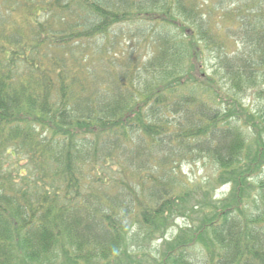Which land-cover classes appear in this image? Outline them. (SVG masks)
<instances>
[{"label":"trees","instance_id":"obj_1","mask_svg":"<svg viewBox=\"0 0 264 264\" xmlns=\"http://www.w3.org/2000/svg\"><path fill=\"white\" fill-rule=\"evenodd\" d=\"M220 1L0 0V264H264V0ZM130 22L151 57L78 75Z\"/></svg>","mask_w":264,"mask_h":264},{"label":"rangeland","instance_id":"obj_2","mask_svg":"<svg viewBox=\"0 0 264 264\" xmlns=\"http://www.w3.org/2000/svg\"><path fill=\"white\" fill-rule=\"evenodd\" d=\"M200 4L204 5H214L215 7H218L219 10L217 15L221 14V7H224L226 2L222 3L220 0H198ZM214 17V16H213ZM114 33L110 34V39L106 41L105 43H102L101 41H93L94 39H90L89 41H85L84 48L88 46V52L86 53L87 56H90L87 58L89 60V66H83V69H80L78 67L77 74L80 75L81 71L86 69H92L91 67H94L97 69L98 72H100V76H107V71L109 70L106 66V63H113L114 69L116 70V73L120 70L124 73L123 70H125L124 64L125 62H128L131 58L133 63L141 64V61L146 62L151 57V51L150 48H153V42H152V36L149 32V30H146L145 26L141 25V23L137 22H130V23H124L114 28ZM222 32V31H220ZM222 35H220V38ZM154 38V37H153ZM224 39V37H223ZM225 40V39H224ZM105 49V51L108 53L107 56H101V49ZM227 49L234 50V45L232 40L227 41ZM199 61L204 69L207 70L208 74L215 73L214 69V60L213 56L206 50L205 55H203L202 59L199 58ZM120 67V68H119ZM112 71V70H110ZM109 71V72H110ZM216 79L219 82V86L224 87V89H227V86H225L224 81L220 80V75H216ZM250 95V96H249ZM248 106H252L253 108L257 109V107L264 105V99L258 98L256 95H247V99L244 101ZM113 168H119L118 165H114ZM183 175L188 177L191 182L196 183L199 187L204 188V190L208 191V195H210L213 192V187L209 185L207 187L206 182L213 181V179L216 176V168L214 165L207 163L206 165H201L198 163L195 164H188L184 166L183 168ZM110 178H117L119 175L115 172L109 173ZM208 184V182H207ZM217 184H215L216 186ZM214 186V187H215ZM228 192V187L221 186L217 188L214 191L213 194V200H220L225 197V195ZM109 193H115V190H111ZM121 199H123V196H121ZM184 223H187L186 220L180 219L179 221H176L175 227L170 228L168 232V237H171L172 235H175L177 233V228L183 227Z\"/></svg>","mask_w":264,"mask_h":264}]
</instances>
